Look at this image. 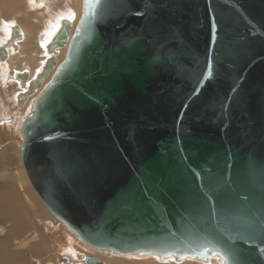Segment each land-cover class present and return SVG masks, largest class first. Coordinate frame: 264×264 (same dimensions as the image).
<instances>
[{
    "label": "water",
    "instance_id": "1",
    "mask_svg": "<svg viewBox=\"0 0 264 264\" xmlns=\"http://www.w3.org/2000/svg\"><path fill=\"white\" fill-rule=\"evenodd\" d=\"M84 6L21 123L40 199L114 254L264 264V0Z\"/></svg>",
    "mask_w": 264,
    "mask_h": 264
},
{
    "label": "rangeland",
    "instance_id": "2",
    "mask_svg": "<svg viewBox=\"0 0 264 264\" xmlns=\"http://www.w3.org/2000/svg\"><path fill=\"white\" fill-rule=\"evenodd\" d=\"M51 1L52 7L50 6L49 9L45 8L43 4L32 7L36 11L26 9V13L31 12L33 21L27 19L25 14H15L16 18L27 24L30 27L29 30L33 33L43 30L54 14V10L58 12L65 8V0ZM28 2L34 6L33 0ZM70 2L77 6L73 1ZM41 36L42 32L37 38L40 39ZM5 38L6 36L3 40ZM24 67L22 61L11 63L7 72L13 75L15 69ZM2 69L3 66L1 65L0 185L8 181V186H0V193H6L7 189L9 192L4 196L0 194V264H68L63 255L73 258H76L78 254L82 255L83 258L93 256L95 255L94 250L70 231L45 206L23 167L20 157L22 145L21 123L23 122L22 116L27 114L23 115L27 101L24 100L22 106L19 104L17 92L18 90L22 91V88L17 87L15 78L14 81L6 80L9 75ZM22 177L25 179L27 189L24 186ZM4 197H8V199L5 200ZM25 197H28L34 204L38 211L37 218L39 220L32 216L33 214L25 202ZM48 243L52 245V248L48 249L51 254L45 259L46 253L44 250L45 247H48ZM96 250L100 251L99 249ZM109 255L113 257L106 258L107 256L101 252L97 254V256H101L106 260L113 261V264H134L123 260L122 256L111 253ZM188 259L193 260V258ZM76 264H86V262L80 258L77 259Z\"/></svg>",
    "mask_w": 264,
    "mask_h": 264
},
{
    "label": "bare ground",
    "instance_id": "3",
    "mask_svg": "<svg viewBox=\"0 0 264 264\" xmlns=\"http://www.w3.org/2000/svg\"><path fill=\"white\" fill-rule=\"evenodd\" d=\"M28 1L29 0H0V66L2 65V71L6 72L7 75H9L8 77H6V80L14 81L15 78L17 87L22 88V91L18 90L17 94L21 95L22 98L24 93L28 89L35 87L38 83V80L42 78L39 81L40 85L38 86L37 91L33 95H29L27 97V104L25 105L23 115H25L26 113L28 114L30 112V109L32 111L31 104L34 99H36L42 91H44L51 85L52 80L60 65L66 61L68 48L70 42L72 41L71 38L80 26L79 24L84 18L85 12V0H70L73 1L77 6L73 5L70 1L65 0V8L58 12H55L54 10V14L48 21L45 28L33 33L29 30L30 27L27 24H25L22 20H18L16 18L15 14H25L27 19L33 21L31 12L26 13V9H29L30 11H36L33 10L32 7H35L38 4L40 6L43 4L45 8L49 9L50 6L52 7V1L33 0L32 3H34V6L29 4ZM3 9L5 12L3 11ZM65 27L69 28L70 37L66 44L59 45L57 41L55 42V40L63 32V29ZM40 32H42V36L40 39H38L37 37L39 36ZM12 33L16 37H18V39L14 40V44L9 41L12 37ZM5 36L6 38L3 40ZM63 38L64 32L59 36V40L62 41ZM18 61H22V64L25 67L21 69H15L13 75L9 74L7 71L10 64L17 63ZM47 68V73H44ZM22 117L24 118V116ZM22 181L25 188L27 189L24 177H22ZM0 186L7 187L8 181L4 182ZM7 192H9L8 189L6 193ZM4 194L1 195L4 196ZM4 199L7 200L8 197H4ZM25 202L27 204V207L32 212V216L36 217V219L39 220L37 218L38 211L36 210L32 201L28 197H25ZM86 245L95 252V255L88 257L98 258L100 261H103L104 264L114 263L113 261L106 260L101 256H97V254L101 252L102 254H105L107 256L106 258H112L113 256L105 252L106 249L103 251L99 249L100 251H97V248L89 244ZM47 246L48 247H45L44 250L46 253L44 257L45 259L51 254V251H49L48 249L52 248V245L49 243L47 244ZM114 255L120 257L122 256L123 260H127L128 262H132L134 264H224L223 258L218 255H211V257L206 261L196 259L177 260L178 258H175L177 257V255H179V252H169L164 255L161 254L162 257L157 254L147 252V250L131 251L124 254L117 253Z\"/></svg>",
    "mask_w": 264,
    "mask_h": 264
},
{
    "label": "flooded vegetation",
    "instance_id": "4",
    "mask_svg": "<svg viewBox=\"0 0 264 264\" xmlns=\"http://www.w3.org/2000/svg\"><path fill=\"white\" fill-rule=\"evenodd\" d=\"M106 252H108V251H106ZM110 253L111 252H109L108 254H110ZM63 256H64V259L67 261L68 264H76L77 259H80V258L82 261H84L82 255H80V254H78V256L76 258H73V257L68 256V255H63Z\"/></svg>",
    "mask_w": 264,
    "mask_h": 264
},
{
    "label": "snow or ice",
    "instance_id": "5",
    "mask_svg": "<svg viewBox=\"0 0 264 264\" xmlns=\"http://www.w3.org/2000/svg\"><path fill=\"white\" fill-rule=\"evenodd\" d=\"M86 4H89V5H92V6H95L96 4H99L100 3V0H85ZM48 137H46L47 139Z\"/></svg>",
    "mask_w": 264,
    "mask_h": 264
},
{
    "label": "crops",
    "instance_id": "6",
    "mask_svg": "<svg viewBox=\"0 0 264 264\" xmlns=\"http://www.w3.org/2000/svg\"><path fill=\"white\" fill-rule=\"evenodd\" d=\"M23 249V248H22Z\"/></svg>",
    "mask_w": 264,
    "mask_h": 264
}]
</instances>
